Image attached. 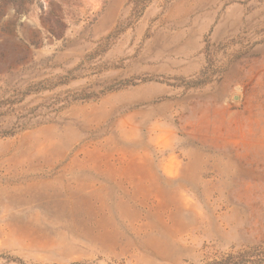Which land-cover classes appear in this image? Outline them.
Here are the masks:
<instances>
[{"label": "rangeland", "instance_id": "1", "mask_svg": "<svg viewBox=\"0 0 264 264\" xmlns=\"http://www.w3.org/2000/svg\"><path fill=\"white\" fill-rule=\"evenodd\" d=\"M30 85L35 125L0 138V264L264 246V0H0V98Z\"/></svg>", "mask_w": 264, "mask_h": 264}, {"label": "trees", "instance_id": "2", "mask_svg": "<svg viewBox=\"0 0 264 264\" xmlns=\"http://www.w3.org/2000/svg\"><path fill=\"white\" fill-rule=\"evenodd\" d=\"M34 85H30L27 88V92L23 93V98L13 99L12 96L8 98H0V108H6L5 112L0 113V118H6L14 115L18 117L20 112L15 107H19L29 95L37 94V92L45 89L44 87L35 89ZM33 88V89H32ZM32 89V90H31ZM21 108L20 110L25 109ZM17 115V116H16ZM34 109L29 111V114L18 117V120L10 124L6 120L0 119V138L11 137L19 132H22L35 125ZM9 123V124H8ZM204 264H264V246L259 245L248 249H242L238 251H230L224 254L221 258L206 262Z\"/></svg>", "mask_w": 264, "mask_h": 264}, {"label": "water", "instance_id": "3", "mask_svg": "<svg viewBox=\"0 0 264 264\" xmlns=\"http://www.w3.org/2000/svg\"><path fill=\"white\" fill-rule=\"evenodd\" d=\"M237 99H239V97H238V96H235V97H234V100H237Z\"/></svg>", "mask_w": 264, "mask_h": 264}]
</instances>
